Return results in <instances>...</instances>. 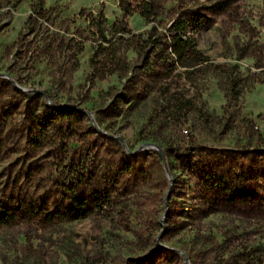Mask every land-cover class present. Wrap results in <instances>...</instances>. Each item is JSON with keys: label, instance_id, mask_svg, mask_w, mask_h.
I'll return each mask as SVG.
<instances>
[{"label": "rangeland", "instance_id": "rangeland-1", "mask_svg": "<svg viewBox=\"0 0 264 264\" xmlns=\"http://www.w3.org/2000/svg\"><path fill=\"white\" fill-rule=\"evenodd\" d=\"M34 1L0 0V79L25 92L0 94V264H264V0H155L150 20L133 0H45L32 33ZM101 11L118 25L98 47ZM177 21L207 59L189 73L158 66L168 52L150 43ZM133 75L140 91L125 88ZM24 97L26 116L11 105ZM191 140L233 166L234 190L196 198L173 148ZM122 150L133 172L115 183ZM78 183L98 195L94 212L54 218L66 206L58 188ZM14 207L18 220L5 224Z\"/></svg>", "mask_w": 264, "mask_h": 264}, {"label": "trees", "instance_id": "trees-1", "mask_svg": "<svg viewBox=\"0 0 264 264\" xmlns=\"http://www.w3.org/2000/svg\"><path fill=\"white\" fill-rule=\"evenodd\" d=\"M132 2V1H130ZM135 3H131L133 6V9L137 8L139 5L140 8H142L144 11H142V15L150 20L151 16L156 13L157 4L155 0H133ZM122 4V3H120ZM45 0H35L33 7L34 11H31L27 21H26V28L27 30H31L32 33L36 31V28H39L38 26L43 25V23L46 21L45 19V13H47L45 7ZM123 10V18L122 20L126 19L130 14L131 11L126 8V6H122ZM100 18H104V13L101 11L96 17L93 18V20H97V22L93 21V26L97 29V34L100 36V42L99 46H102L104 42H109L110 38L108 37V30L109 28H116L118 25V21H115L111 25H107L105 20ZM185 23L183 21H177L175 24L170 26V29L168 30V35L164 36L163 40H151L150 43H153V46L156 49H163L165 48V51L168 52L167 58L160 59V63L158 66H160L163 69L169 68L171 65H175L176 63H180L181 66H183L184 73H189L190 70L194 69L197 65L204 63L207 59L205 57H201L200 51L197 49L195 40L192 39V37H189L187 35H184L182 33L183 28H185ZM40 27V28H41ZM119 31L123 32H129V29L124 26L121 27ZM167 32V31H166ZM25 35V34H23ZM164 42V43H163ZM149 43V42H147ZM19 45L20 47H25L24 44V38L23 36H20L18 41L15 42L14 46L16 47ZM61 44L58 43V49L57 51H60ZM62 48V47H61ZM143 48V47H141ZM144 50L145 47L143 48ZM82 50V47H81ZM170 50V51H169ZM143 51H141L142 53ZM143 57L147 58L146 52L143 55ZM194 60H201L199 62H195ZM148 65H150L151 58L149 57V60L147 61ZM143 82V79L140 80L139 78H136L133 76L129 77L125 82V88L129 92L133 90H139L141 84ZM237 83H233L230 85V90L235 93V89ZM136 87V88H135ZM12 90L14 92H17L20 95H24V91L15 84V82L11 79H0V94L2 91ZM139 93V92H138ZM233 98L237 97L238 95H231ZM26 97L22 100H14L12 102V106L14 108L19 109L21 113H23V116H26L28 112H30V106L29 102L25 100ZM171 107H173L174 110H182L184 109V102L183 101H174L172 100L170 102ZM192 104V103H190ZM56 112L61 114L60 116L61 120H69L71 119V111H66L63 108H57ZM106 138L111 139V141H114L117 145H120V142L117 139H114L112 136H106ZM121 148V147H120ZM175 152L179 157H181L185 165L187 166L190 174L194 177L195 184L193 188V192L196 194V198H205L204 191L207 192H215L216 190L222 188L226 190H234L233 184L231 183V176L233 174V166L225 165L223 162V157L219 155L217 150H214L209 147H205L200 145L199 143L195 142L194 140L189 141V144L185 145H179L176 144L174 147ZM173 149V150H174ZM166 152V149H165ZM116 161L119 165L117 178H115V183H119V180L122 176L125 174H128L130 172H133L132 169H129V166L126 165L123 162L122 157H134V155L126 154L125 151H120L117 153ZM261 156H264V153L261 154ZM119 171L122 173H119ZM119 174V179H118ZM80 183V182H79ZM76 184L77 188L73 187H60L58 188V191L60 192V196L66 200V206L63 208L60 206H57L54 213L52 214L53 217H59L63 220H77L83 217H87L89 214L93 213L95 210V204L96 198L98 195L94 192L91 196L83 197L80 195V188L81 185ZM166 187L170 188L171 191L173 190L172 186L168 183H166ZM100 207V206H99ZM19 207H14L12 209H6L3 211L1 218L3 219L5 224H11L15 223L16 220L19 218V212H21L23 209H18ZM39 209L36 210H28L30 214L32 213H39ZM28 213V214H29ZM51 215V216H52ZM157 254H166V255H175V251L173 249L164 247V246H158L156 248Z\"/></svg>", "mask_w": 264, "mask_h": 264}, {"label": "water", "instance_id": "water-1", "mask_svg": "<svg viewBox=\"0 0 264 264\" xmlns=\"http://www.w3.org/2000/svg\"><path fill=\"white\" fill-rule=\"evenodd\" d=\"M160 153H161V155H162V156L164 157V160H165V156H164V153H162V152H161V150H160Z\"/></svg>", "mask_w": 264, "mask_h": 264}]
</instances>
